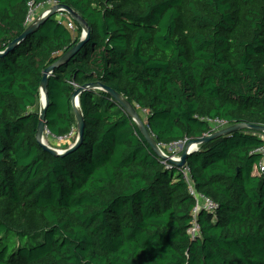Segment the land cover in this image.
<instances>
[{
  "label": "trees",
  "instance_id": "1",
  "mask_svg": "<svg viewBox=\"0 0 264 264\" xmlns=\"http://www.w3.org/2000/svg\"><path fill=\"white\" fill-rule=\"evenodd\" d=\"M49 1L77 11L89 37L59 63L82 27L55 14L0 56V264H264L258 131L189 154L192 182L217 206L198 215L181 167L106 90L80 95L74 151L54 155L37 140L52 65L46 126L56 138L78 134L72 99L92 83L126 98L161 147L209 136L215 121L264 125V0H0V52Z\"/></svg>",
  "mask_w": 264,
  "mask_h": 264
},
{
  "label": "water",
  "instance_id": "2",
  "mask_svg": "<svg viewBox=\"0 0 264 264\" xmlns=\"http://www.w3.org/2000/svg\"><path fill=\"white\" fill-rule=\"evenodd\" d=\"M58 11L59 12L67 11L71 15L72 19L76 21L82 27L83 30L86 31V33L81 36V39L79 40V42L59 60V63H62L63 61H66L72 58L86 43L89 37V26H88L87 21L77 11H75L72 7L65 5V4H57L47 14H45L43 17L38 19L35 23L31 24L27 28V31L20 38L12 42L4 52H0V56L7 54L10 50H12L15 47V45L20 41L21 38H23L27 33L38 28L41 23H43L46 19H48L52 15L57 14ZM54 68H55V65H52L45 70L44 77L42 80V85H41V97H42V93H44L45 101L42 103L41 109H40V122H39L38 132H37V140L44 147V149L48 150L54 155L64 156V155L71 153L72 151H74L76 148L79 147L80 143L83 141V135L85 131V119H84V115L80 107V95L86 88H99V89L108 91L112 95V97L115 100H117L128 111L130 116L138 124L141 132L143 133L145 138L148 140L152 148L158 154L166 158L162 153V149L156 143L154 137L152 136L151 131L149 130L147 124L141 119L139 113L132 106V104H130V102L126 98H124L114 89H111L110 87L105 86L101 83H92L84 87H80L76 90L73 96L72 104L74 106V111H75L76 118H77V130H78L76 141L65 150L55 149L49 146L48 144H46L45 143V131L47 128L46 113H47V107L50 102V98L48 95V84H49V77L53 73ZM76 103L79 104V108H77ZM244 128H250L256 131L264 132V125H247V124L232 125L221 131L214 132L209 136H205L197 140L188 141L185 149L183 150L181 154L180 161L173 160L170 157H167V158L171 163L176 164L179 167H183L187 163L189 154L197 150L198 145L208 142L210 140H214L216 138L222 137L224 135L231 134L237 130L244 129Z\"/></svg>",
  "mask_w": 264,
  "mask_h": 264
},
{
  "label": "rangeland",
  "instance_id": "3",
  "mask_svg": "<svg viewBox=\"0 0 264 264\" xmlns=\"http://www.w3.org/2000/svg\"><path fill=\"white\" fill-rule=\"evenodd\" d=\"M56 5L57 4L54 3V2H48V3H45V4L41 5V6H39V7L32 6V8L30 10L31 21H30V24L29 25L35 23L38 19H40L41 17H43L45 14H47V12L50 11ZM65 14L66 15L63 16L58 11L57 18L59 20L62 19L64 21L69 20L71 18V15L68 12H66ZM82 35H83V29H82L81 36ZM40 104H41V101H40ZM140 112H141V115L143 117H145L143 111H140ZM212 126H213V129L216 132L217 131H221V130L229 127V125H227L224 122H220V121L212 122ZM258 132H259L258 133V136L264 140V132H261V131H258ZM69 137L70 138H68V137H65V138H56L55 136L51 135L48 131H45V143L48 144L49 146L55 148V149H59V150H65V149H67L66 148L67 146L69 147L71 144L74 143L72 138H75V141H76V139H77V133L75 132L72 137L71 136H69ZM200 145H198V147H200ZM185 147H186V143L185 142H181V143H177V144H174V145L166 146V148L164 149V151L166 153H168L170 156L171 155L179 156V154L182 152V149L184 150Z\"/></svg>",
  "mask_w": 264,
  "mask_h": 264
},
{
  "label": "built area",
  "instance_id": "4",
  "mask_svg": "<svg viewBox=\"0 0 264 264\" xmlns=\"http://www.w3.org/2000/svg\"><path fill=\"white\" fill-rule=\"evenodd\" d=\"M49 2H54V1H49ZM48 3V2H47ZM56 3V2H54ZM57 4V3H56ZM43 5V4H42ZM39 7V6H38ZM49 12V11H48ZM47 12V13H48ZM67 11H63V12H60L63 16H65ZM62 20V19H60ZM30 21H31V17L29 16L28 19H27V24H30ZM65 24L67 25V27L70 29V30H73L75 31L76 30V25L74 24V21L72 19V17L69 19V20H66L65 21ZM86 31L83 30V34H85ZM75 86H77L75 83H74ZM46 131L49 132V130L46 128ZM50 133V132H49ZM74 132H71L69 136H73ZM69 136H67L68 138H70ZM181 143V142H179ZM186 143V142H185ZM174 144H177V143H174ZM174 144H171V145H174ZM187 144V143H186ZM170 146V145H169ZM166 148V146H163ZM163 147L160 146V148L162 149V153L163 155L167 158V157H170L171 159L173 160H176V161H180L181 160V154L183 152V149H182V152L179 154V156H176V155H171V156H168V154L163 150ZM263 155H264V146L259 150ZM168 160V158H167ZM260 169L261 171H264V158L263 160L261 161L260 163ZM181 170L189 184V192L190 194L195 198L196 200V208H195V214L198 215L199 212H201L202 210H207V211H210V212H215L217 206L215 204V202L213 200H211L209 197L199 193L194 185V183L192 182L191 180V177H190V168L187 164H185L183 167H181ZM199 225L197 222H195L193 224L192 227L189 228L188 232L189 234L192 236V237H195L198 233H199Z\"/></svg>",
  "mask_w": 264,
  "mask_h": 264
},
{
  "label": "bare ground",
  "instance_id": "5",
  "mask_svg": "<svg viewBox=\"0 0 264 264\" xmlns=\"http://www.w3.org/2000/svg\"><path fill=\"white\" fill-rule=\"evenodd\" d=\"M40 101H41V105H42V103L45 101L44 93H42V97H41ZM76 106H77V108H79V104L76 103Z\"/></svg>",
  "mask_w": 264,
  "mask_h": 264
}]
</instances>
